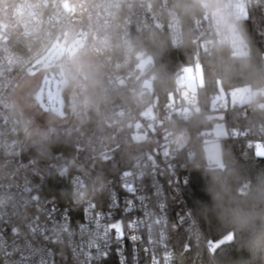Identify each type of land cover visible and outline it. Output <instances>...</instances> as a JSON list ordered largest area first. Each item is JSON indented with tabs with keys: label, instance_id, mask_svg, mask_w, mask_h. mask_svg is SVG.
Wrapping results in <instances>:
<instances>
[{
	"label": "built area",
	"instance_id": "built-area-1",
	"mask_svg": "<svg viewBox=\"0 0 264 264\" xmlns=\"http://www.w3.org/2000/svg\"><path fill=\"white\" fill-rule=\"evenodd\" d=\"M191 1L193 56L175 70L162 102L155 61L135 36L157 31L184 48V0H0V264H211L219 243L206 240L184 195L183 161L195 149L170 122L202 113L188 88L203 84V54L227 46L249 55L238 21L251 9L264 14V0ZM64 39L90 48L104 73L99 117L78 126L73 162L24 160L28 146L11 96ZM231 92L215 113L229 111ZM229 132L216 141L264 148L263 126ZM203 136L204 146L210 137ZM128 155L129 164L109 174ZM53 172L71 187L65 204L43 196ZM181 242L185 252L203 248L199 262L179 252Z\"/></svg>",
	"mask_w": 264,
	"mask_h": 264
},
{
	"label": "trees",
	"instance_id": "trees-1",
	"mask_svg": "<svg viewBox=\"0 0 264 264\" xmlns=\"http://www.w3.org/2000/svg\"><path fill=\"white\" fill-rule=\"evenodd\" d=\"M191 3V0L181 3L188 32L184 48H172L169 36L157 31L135 36L140 48L155 61L157 88L162 102L167 92L172 90L171 79L175 70L193 56L191 21L195 11L191 9ZM238 28L248 45L249 55L234 56L233 49L227 46L213 54H203L200 70L203 84L197 90L202 113L190 122L178 118L170 122L172 128L176 127L178 132L183 133L187 146L195 149L194 157L183 161L188 176L184 195L206 240L219 243L214 258L210 259L211 264H264V157L247 149L243 142L225 140L220 143L223 168H219L207 159L203 146V133L215 124V120L209 118L215 113L212 101L221 95L222 90L227 92L249 87L252 91H260L264 88V14L251 9L248 18L238 21ZM71 90L72 84L63 93L67 111ZM256 103L261 107L255 109L253 105ZM14 112L19 120L17 112ZM88 115V123H93L98 119L99 111L94 113L90 110ZM224 116L230 129L245 131L264 127V95H257L247 104L231 106ZM78 133L79 129L69 132L54 130L45 145H30L23 158L49 164L71 163L76 158ZM129 162L128 155L124 164L114 166L109 174H117ZM43 196L46 199L56 198L65 204L71 198L69 182L51 173ZM228 236L232 238L226 241ZM185 250L181 242L179 252L184 253L187 260L194 256L193 259L199 262L196 251L204 254L201 246L194 247L191 252ZM205 262L209 263L207 258Z\"/></svg>",
	"mask_w": 264,
	"mask_h": 264
},
{
	"label": "rangeland",
	"instance_id": "rangeland-1",
	"mask_svg": "<svg viewBox=\"0 0 264 264\" xmlns=\"http://www.w3.org/2000/svg\"><path fill=\"white\" fill-rule=\"evenodd\" d=\"M246 15L244 10L240 17L245 18ZM54 59L63 60L62 80L50 71ZM39 64H42L39 70H34L37 65L28 69V76L15 88L10 101V108L19 116L28 147L45 145L54 130L69 132L78 129V126L85 122L84 114L89 113L90 110L98 113L104 94V73L94 53L76 39H64L60 44L52 47ZM79 76L84 79V85L78 91L79 84L83 82ZM199 82H201L200 77ZM70 84L73 88L69 93L67 111L63 93ZM191 86L188 90L195 93L197 91L195 81L191 82ZM221 92L220 96L213 99L212 106L226 96L225 91ZM259 94L264 95V88L260 91H252L249 87L239 88L230 94L231 106L247 104ZM209 118L215 120V124L206 132L210 138L204 145V152L211 164L223 168L222 147L216 140L229 138L231 129L224 121V114L213 113ZM256 154L264 157V148H258ZM231 238L232 236H228L225 240L229 241Z\"/></svg>",
	"mask_w": 264,
	"mask_h": 264
},
{
	"label": "water",
	"instance_id": "water-1",
	"mask_svg": "<svg viewBox=\"0 0 264 264\" xmlns=\"http://www.w3.org/2000/svg\"><path fill=\"white\" fill-rule=\"evenodd\" d=\"M55 61H56V59L53 60V62H55ZM58 61L61 62L62 59H59ZM41 68H42V64H39V65H37V66L34 68V70L36 71V70H39V69H41ZM50 71H51V73L54 74L58 79L62 80L61 69H60L59 67H52ZM79 78H80L81 81L83 80L82 77L79 76Z\"/></svg>",
	"mask_w": 264,
	"mask_h": 264
},
{
	"label": "flooded vegetation",
	"instance_id": "flooded-vegetation-1",
	"mask_svg": "<svg viewBox=\"0 0 264 264\" xmlns=\"http://www.w3.org/2000/svg\"><path fill=\"white\" fill-rule=\"evenodd\" d=\"M63 60L61 62L58 61V59H56V61L54 62V65L52 67H59L61 69V64H62ZM83 82L81 83V85L79 84V87H78V91L82 89V85H84V79L82 80ZM78 85V82L76 83ZM73 85H74V82H73ZM73 85H72V88H73ZM85 115V118H88V113L87 114H84Z\"/></svg>",
	"mask_w": 264,
	"mask_h": 264
}]
</instances>
